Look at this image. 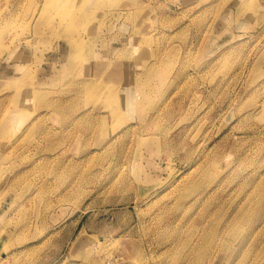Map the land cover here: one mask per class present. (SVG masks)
I'll use <instances>...</instances> for the list:
<instances>
[{"label": "rangeland", "instance_id": "rangeland-1", "mask_svg": "<svg viewBox=\"0 0 264 264\" xmlns=\"http://www.w3.org/2000/svg\"><path fill=\"white\" fill-rule=\"evenodd\" d=\"M45 2L0 0V264H264V0Z\"/></svg>", "mask_w": 264, "mask_h": 264}, {"label": "bare ground", "instance_id": "bare-ground-1", "mask_svg": "<svg viewBox=\"0 0 264 264\" xmlns=\"http://www.w3.org/2000/svg\"><path fill=\"white\" fill-rule=\"evenodd\" d=\"M244 1V0H243ZM244 3V2H243ZM250 3H252V2H250ZM50 8L53 6V2H52V0H50ZM243 5V7L245 6L244 4H242ZM50 8H49V0H46V2L44 3V6H43V8H42V13L41 14H46L47 12H50L51 10H50ZM254 9V8H253ZM252 9V10H253ZM254 11V10H253ZM11 12V11H10ZM254 14H255V12H253ZM40 14V15H41ZM57 24V23H56ZM58 25V24H57ZM59 25H60V21H59ZM58 25V26H59ZM72 37V36H71ZM71 40H73V45H75L76 43H77V41H74V40H76V38L75 39H72L71 38ZM115 96H118V92L116 93V94H114ZM148 197V196H147ZM146 197V198H147ZM149 198V197H148ZM171 207V206H170ZM167 208V207H166ZM165 208V209H166ZM173 210V209H172ZM170 220V219H169ZM173 220V219H172ZM160 221V220H159ZM175 222V221H174ZM173 224V223H172ZM48 262V261H47ZM51 263V262H50ZM44 264H46V262H44Z\"/></svg>", "mask_w": 264, "mask_h": 264}]
</instances>
